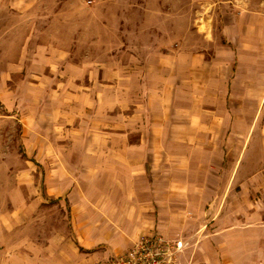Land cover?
I'll list each match as a JSON object with an SVG mask.
<instances>
[{"label":"crops","instance_id":"0c3cea01","mask_svg":"<svg viewBox=\"0 0 264 264\" xmlns=\"http://www.w3.org/2000/svg\"><path fill=\"white\" fill-rule=\"evenodd\" d=\"M56 1L0 0V131L22 125L37 180L27 204L0 156V264H113L194 233L184 264H264V1ZM184 3L206 4L187 32ZM48 200L64 242L28 214Z\"/></svg>","mask_w":264,"mask_h":264},{"label":"rangeland","instance_id":"374dc122","mask_svg":"<svg viewBox=\"0 0 264 264\" xmlns=\"http://www.w3.org/2000/svg\"><path fill=\"white\" fill-rule=\"evenodd\" d=\"M264 1V0H262ZM89 4L92 3V0H88ZM54 4L57 6L58 2L55 0ZM181 6V4H177L175 2H170L167 4V10L175 14L176 7ZM183 8L185 9L184 18L182 21L185 32L191 30V28L197 23L200 17L198 12H204L206 10V4H195L192 6L191 3H184ZM264 10V6L262 7ZM172 23V22H171ZM174 24V22H173ZM199 24H203L200 22ZM218 26V23H217ZM203 30H205L203 28ZM187 34L184 35L185 41L189 40ZM193 37V36H192ZM194 39L200 42L199 37H194ZM4 106L0 103V109H3ZM3 127V124H2ZM24 131L22 129V125L17 120L8 119L7 126L4 130L0 131V156L4 157L6 163L2 164V171L6 172L7 179L5 180V184L7 186L8 191L15 189L16 184V173L24 172L23 179H18L17 182L21 184L22 193L20 197L23 198L24 202L31 203L34 200V192L37 180H33L30 174H27L29 165L27 164V160L29 159L28 150L26 144L24 142ZM27 171V172H26ZM4 197L0 198V202H3ZM45 203L39 210L33 211L30 209L28 211L29 215L37 216L38 224H39V236L42 238H46L48 235H56L59 240L58 242L63 241L62 237L63 232L69 234L71 233L73 226L70 224L69 220V208L65 209L59 205H53L50 200L45 201ZM13 206L11 205L10 195H8V213H12ZM3 210V209H2ZM1 210V211H2ZM196 235H189L184 237L183 240L188 243L189 248L192 252L199 253L200 247L195 240ZM201 235V234H200ZM201 238V236H200ZM73 240V239H72ZM73 242V241H71ZM72 250H77L74 243H71ZM198 264H207L205 259V254L199 255L197 258Z\"/></svg>","mask_w":264,"mask_h":264},{"label":"built area","instance_id":"2783aa9c","mask_svg":"<svg viewBox=\"0 0 264 264\" xmlns=\"http://www.w3.org/2000/svg\"><path fill=\"white\" fill-rule=\"evenodd\" d=\"M187 247L184 240L153 234L140 239L113 264H184L180 256Z\"/></svg>","mask_w":264,"mask_h":264}]
</instances>
